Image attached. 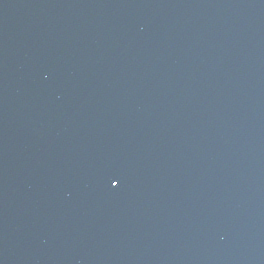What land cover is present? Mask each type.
Instances as JSON below:
<instances>
[{"label": "snow or ice", "instance_id": "6c2138e0", "mask_svg": "<svg viewBox=\"0 0 264 264\" xmlns=\"http://www.w3.org/2000/svg\"><path fill=\"white\" fill-rule=\"evenodd\" d=\"M117 183L116 181H114V184Z\"/></svg>", "mask_w": 264, "mask_h": 264}]
</instances>
